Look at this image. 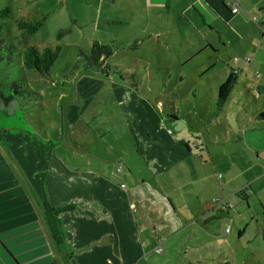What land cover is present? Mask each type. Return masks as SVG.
I'll use <instances>...</instances> for the list:
<instances>
[{"label":"crops","instance_id":"obj_1","mask_svg":"<svg viewBox=\"0 0 264 264\" xmlns=\"http://www.w3.org/2000/svg\"><path fill=\"white\" fill-rule=\"evenodd\" d=\"M102 5V29L116 34L109 38L129 46L133 40L136 50L147 41L179 57L180 65L203 53L202 65L184 71L198 89L194 110L204 89L212 109L207 118L200 115L198 130L173 131L170 123L179 117L165 113L160 95L151 99L124 80L93 74L76 79L86 108L105 90L97 99L111 95L121 116L119 139H127L112 157L74 155L56 145L40 166L31 139L59 138L55 125L46 131L39 120L32 131L0 128V264H154L176 234L193 264H221L223 256L234 262L254 242L264 251V0H239L236 12L232 0ZM166 65L159 67L170 72ZM230 73L234 85L218 107ZM27 101H0V108L27 110ZM67 106L71 122L83 109ZM45 202L71 206L58 214L60 245L46 223Z\"/></svg>","mask_w":264,"mask_h":264},{"label":"rangeland","instance_id":"obj_2","mask_svg":"<svg viewBox=\"0 0 264 264\" xmlns=\"http://www.w3.org/2000/svg\"><path fill=\"white\" fill-rule=\"evenodd\" d=\"M103 1L0 0V11L6 7L10 9L9 16L0 15V26H2L0 39L7 45L16 46V49L13 48L14 53L11 56L7 54L0 61V91L5 96L13 94L17 98L28 100L27 110L16 108L13 113L9 114L0 108V128L10 127L13 131L24 128L32 131V122L40 120L41 125L45 126L44 130L47 131L49 125H55L56 130L60 133L59 138H53L54 140L49 142L44 140L46 145L51 147L59 145L60 150H67L74 155H90L91 157L92 155L97 157L100 154L105 157L115 155L120 147L127 142L126 138L119 139L121 116L117 113V105L111 95L110 98L103 95V103L102 100H98L97 98L100 99L101 94L106 92L102 90L86 108L80 84L76 82L80 76L101 75L95 69H86L82 63L75 66L78 61V50L80 48L89 49L95 40L101 43L113 42L114 53L106 61L118 66V72L111 74L112 76L136 86L143 93H149L151 99L155 98L157 94L160 95V99L168 110L165 113L171 115L177 113L179 120L170 123L173 131L189 132L200 128L201 123L198 120L200 115L207 118L212 109L208 100L209 91L202 90L201 101L204 102H200L202 103L200 107L194 110L195 106H192L191 103L195 104L193 94L197 93L198 89L191 84L190 81H193L194 78H188L184 68L190 69L193 68V65L200 63L202 65L206 56L202 53L187 64L180 65L179 57L164 55L155 50L147 41L143 48L136 50L133 40L130 47L123 40L117 41V38H109L115 37L116 34L114 32L110 36L111 34H107L102 29L103 22L99 16ZM20 18L27 21L44 20L39 31L29 36V44L60 46L59 57L51 68L49 78L42 77L37 71L22 67L19 63L24 43L20 42L22 30L18 28L15 21ZM109 27V29H117L120 26ZM62 29H67L68 32L58 37V32ZM225 61L227 62V57ZM165 62L168 67L170 66V72L159 67L160 65L165 66ZM221 65L222 63H218V66ZM194 75L192 74V76ZM180 78H182V82L179 81ZM69 102L75 105L79 104L83 109L78 118L71 122L67 118ZM257 104L261 105V101H258ZM254 107L255 102L253 101L251 108ZM84 108L85 112H83ZM94 109L95 111H93ZM72 127L75 128L73 131ZM68 133H74L73 137H67ZM66 146L71 149H65ZM102 150L104 153H101ZM179 239L180 234H176L167 246L162 245L163 253L156 254L154 264H193L185 260ZM176 244L179 245L178 248L175 247ZM225 251L228 252L229 249H225ZM251 251L252 261L249 257ZM238 252L240 253L235 258V264H264L263 248H260L256 242L246 250L242 249ZM165 255L167 258H163ZM188 256L192 261L196 258L191 250ZM256 257L258 258L256 259ZM231 260L223 256L220 262L221 264H231ZM234 262L232 260V264Z\"/></svg>","mask_w":264,"mask_h":264},{"label":"trees","instance_id":"obj_3","mask_svg":"<svg viewBox=\"0 0 264 264\" xmlns=\"http://www.w3.org/2000/svg\"><path fill=\"white\" fill-rule=\"evenodd\" d=\"M10 14V9L6 7L0 11V15L7 17ZM16 24L20 30H22V39L20 42L24 43V48L22 49L20 56V64L22 67L27 69H33L37 71L42 77L49 78L51 76L50 71L54 63L59 57L60 46L46 44L43 46H38L35 44H29V36L35 34L43 26L44 20H33L27 21L23 18L17 19ZM2 26H0V31ZM67 29H62L58 32V37L67 33ZM16 46L7 45L2 39H0V61L3 60L7 54L10 56L14 53ZM14 48V49H13ZM114 53L113 42L101 43L99 41H93L89 49L80 48L78 50V61L75 66H79L80 63L84 64L86 69L97 71L98 73L108 76L113 73L118 72V66L107 63V59ZM235 82V73H230L227 79L221 84L218 92L217 106L223 105L227 99L233 85ZM13 87V86H11ZM16 94L18 93L15 92ZM36 97V96H35ZM16 97L13 94L7 96L0 91V100L3 104L8 105ZM27 140H30L29 136H26ZM31 143L37 148L39 156L41 158L40 166L44 163V156L47 150L51 147L46 145L44 141L40 139L33 138ZM71 206H60L53 207L47 202L44 203L43 211L46 223L50 229L52 239L56 244L60 245L63 242L64 233L62 231L61 220L58 214Z\"/></svg>","mask_w":264,"mask_h":264},{"label":"built area","instance_id":"obj_4","mask_svg":"<svg viewBox=\"0 0 264 264\" xmlns=\"http://www.w3.org/2000/svg\"><path fill=\"white\" fill-rule=\"evenodd\" d=\"M232 3L234 4L233 8L231 9L232 12H236L238 10L239 0H232ZM249 60V59H247ZM159 251V250H158Z\"/></svg>","mask_w":264,"mask_h":264}]
</instances>
